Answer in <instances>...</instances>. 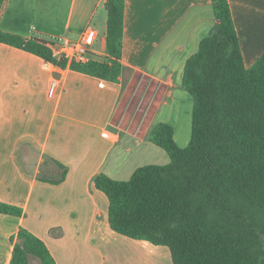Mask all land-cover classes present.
Segmentation results:
<instances>
[{"label":"crops","instance_id":"0c3cea01","mask_svg":"<svg viewBox=\"0 0 264 264\" xmlns=\"http://www.w3.org/2000/svg\"><path fill=\"white\" fill-rule=\"evenodd\" d=\"M105 1L6 0L0 31L76 40L91 26L90 54L104 61ZM228 3L249 68L264 54V0ZM215 30L211 0H125L116 83L68 64L45 68L42 58L0 43V203L22 210L21 216L0 214V264H10L20 228L44 243L54 264H173L161 246L109 228L107 198L93 182L99 174L127 181L142 166L169 163L149 132L159 123L174 135L173 124L191 129L193 101L182 88L183 68ZM146 155L152 161L141 163ZM63 170L64 180L51 183Z\"/></svg>","mask_w":264,"mask_h":264},{"label":"trees","instance_id":"16d2710c","mask_svg":"<svg viewBox=\"0 0 264 264\" xmlns=\"http://www.w3.org/2000/svg\"><path fill=\"white\" fill-rule=\"evenodd\" d=\"M211 5L216 30L183 68L182 88L193 101L188 145L178 147L173 128L156 124L148 138L169 163L142 166L127 181L99 174L93 185L107 198L114 233L165 247L173 264H264V54L246 68L228 0ZM105 8L108 58L69 68L116 83L125 0H106ZM0 43L67 65L45 39L0 31ZM64 178L65 170L51 183ZM0 214L21 216L22 210L0 203ZM29 257L54 264L44 243L20 228L10 264H29Z\"/></svg>","mask_w":264,"mask_h":264},{"label":"built area","instance_id":"2783aa9c","mask_svg":"<svg viewBox=\"0 0 264 264\" xmlns=\"http://www.w3.org/2000/svg\"><path fill=\"white\" fill-rule=\"evenodd\" d=\"M96 33L91 26H87L78 36L76 40L58 35L50 36L47 38L48 47L50 48L54 57L58 60H64L69 64H82L88 62L93 58L90 54ZM49 63H45L44 67L47 68ZM57 83L52 81L49 85L48 92L53 94L56 90Z\"/></svg>","mask_w":264,"mask_h":264},{"label":"rangeland","instance_id":"374dc122","mask_svg":"<svg viewBox=\"0 0 264 264\" xmlns=\"http://www.w3.org/2000/svg\"><path fill=\"white\" fill-rule=\"evenodd\" d=\"M174 125V128H175V135H174V138H175V143L177 144L178 147L180 148H185L189 141H190V134H191V129H190V125L188 124V127L185 128V130L183 129H180V123H176V124H173ZM163 152V154H166L163 150L161 151ZM166 156V155H165ZM146 158L143 159V162L141 163H148V162H151L152 158H150L148 155L145 156ZM134 158V156H130L129 157V161H132ZM163 250H165V252H167V249L165 247H161ZM39 261L37 258L35 257H31V262L30 264H38Z\"/></svg>","mask_w":264,"mask_h":264}]
</instances>
